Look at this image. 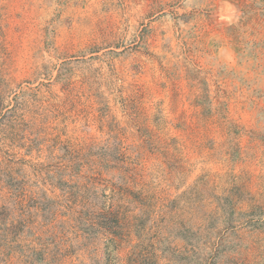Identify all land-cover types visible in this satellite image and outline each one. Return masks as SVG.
Instances as JSON below:
<instances>
[{"label": "rangeland", "instance_id": "obj_1", "mask_svg": "<svg viewBox=\"0 0 264 264\" xmlns=\"http://www.w3.org/2000/svg\"><path fill=\"white\" fill-rule=\"evenodd\" d=\"M229 1L0 0V264H264V0Z\"/></svg>", "mask_w": 264, "mask_h": 264}, {"label": "crops", "instance_id": "obj_2", "mask_svg": "<svg viewBox=\"0 0 264 264\" xmlns=\"http://www.w3.org/2000/svg\"><path fill=\"white\" fill-rule=\"evenodd\" d=\"M215 3L217 5V12L221 16L229 17L230 15H232L231 10H230V6L232 3L229 0H215ZM221 51L222 50H220V48H219V53ZM221 59L223 60V57H221ZM223 61H225V60H223Z\"/></svg>", "mask_w": 264, "mask_h": 264}]
</instances>
